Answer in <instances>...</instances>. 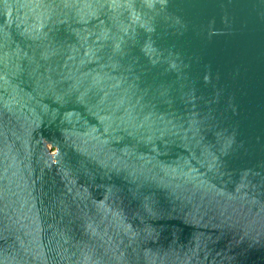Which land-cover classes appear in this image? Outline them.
<instances>
[{
    "label": "water",
    "instance_id": "95a60500",
    "mask_svg": "<svg viewBox=\"0 0 264 264\" xmlns=\"http://www.w3.org/2000/svg\"><path fill=\"white\" fill-rule=\"evenodd\" d=\"M0 264H264V0H0Z\"/></svg>",
    "mask_w": 264,
    "mask_h": 264
}]
</instances>
